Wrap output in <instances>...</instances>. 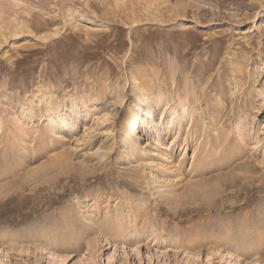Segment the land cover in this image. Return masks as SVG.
I'll return each instance as SVG.
<instances>
[{
	"label": "rangeland",
	"instance_id": "rangeland-1",
	"mask_svg": "<svg viewBox=\"0 0 264 264\" xmlns=\"http://www.w3.org/2000/svg\"><path fill=\"white\" fill-rule=\"evenodd\" d=\"M0 264H264V0H0Z\"/></svg>",
	"mask_w": 264,
	"mask_h": 264
},
{
	"label": "bare ground",
	"instance_id": "bare-ground-1",
	"mask_svg": "<svg viewBox=\"0 0 264 264\" xmlns=\"http://www.w3.org/2000/svg\"><path fill=\"white\" fill-rule=\"evenodd\" d=\"M168 104H169V102L166 100V98H165V100L163 99V98H158V99H156V102H155V105H156V109L157 108H159V109H161V112H160V122L162 123V120H163V116H164V112H165V109L167 108V106H168ZM164 107V110L162 111V108ZM154 110V109H149V111H148V114L150 115V114H152L153 112H156L157 110ZM57 114V113H56ZM173 115L174 116H178V114L177 113H173ZM57 121L59 122V124H62L63 123V118H62V116H60V115H58L57 116ZM81 121V119L77 116V117H75V119L69 124L70 125V127L72 128V130H74L76 127H77V125L79 124V122ZM129 128V130L126 132V134H125V138H126V143H125V154H127V155H129V154H131V155H133L134 153H136V151H137V142H136V139H137V135H136V132L133 130V124H132V118L131 117H129V126H128ZM176 131L178 132V131H180V128H177L176 129ZM142 132H143V134H145V136H146V138H147V140H146V142L145 143H147L146 145H148V143L151 141V139H152V136L148 133V127L147 126H144L143 127V130H142ZM159 135V138H158V142L160 143V142H162V139H163V134H161V133H158ZM14 149V148H13ZM156 150H157V153H156V155L155 156H160V151L158 150V148L156 147ZM62 154H59V160L60 161H63V159H61L62 158ZM56 158V157H55ZM54 158V159H55ZM65 159V158H64ZM170 159V158H169ZM57 161V160H56ZM55 161V162H56ZM53 162L54 161H52V164H53ZM150 162L152 163L153 161L152 160H150ZM59 163V162H58ZM170 163V162H169ZM57 165H59V164H56V166ZM49 166V165H48ZM52 166V165H51ZM44 167V166H43ZM40 168H42V167H40ZM47 168V167H46ZM172 168V167H171ZM37 170V169H36ZM44 170V169H43ZM170 170V169H169ZM173 170V169H172ZM175 171V170H174ZM160 172H161V174H163V171L162 170H160ZM31 173V172H30ZM164 182V184H162V186L161 187H166V188H169L171 185H167L165 182L166 181H163ZM198 183V182H197ZM201 183V182H200ZM197 186V185H196ZM196 192H197V190H196ZM162 194V193H161Z\"/></svg>",
	"mask_w": 264,
	"mask_h": 264
}]
</instances>
